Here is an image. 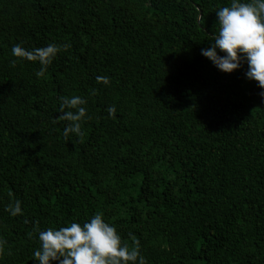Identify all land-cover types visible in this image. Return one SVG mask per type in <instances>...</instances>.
Instances as JSON below:
<instances>
[{"label":"trees","instance_id":"obj_1","mask_svg":"<svg viewBox=\"0 0 264 264\" xmlns=\"http://www.w3.org/2000/svg\"><path fill=\"white\" fill-rule=\"evenodd\" d=\"M230 2L0 0V264H39L40 231L97 213L146 264H264V90L201 55ZM50 43L39 77L11 52Z\"/></svg>","mask_w":264,"mask_h":264},{"label":"clouds","instance_id":"obj_2","mask_svg":"<svg viewBox=\"0 0 264 264\" xmlns=\"http://www.w3.org/2000/svg\"><path fill=\"white\" fill-rule=\"evenodd\" d=\"M216 16L218 34L212 36L213 43L209 48L202 49L201 55L225 74L238 71L246 63V78L255 81L264 90V0H231L230 6L216 11ZM61 50L52 43L31 51L17 44L11 52L21 60L38 62L41 68L36 75L39 77L44 75ZM97 80L109 83L107 77H97ZM260 96L264 100V91L260 92ZM86 103L80 96L62 98V114L57 120L69 122L63 129L66 139L70 134H82V123L87 115ZM107 111L111 116L115 108H108ZM7 211L12 216L22 214L20 202L17 201ZM39 242L38 250L33 253L39 264H146L138 241H134L131 248L124 244L116 228L105 222L100 213L82 225L72 222L59 230L48 228L40 231ZM2 245L3 241H0V248Z\"/></svg>","mask_w":264,"mask_h":264}]
</instances>
